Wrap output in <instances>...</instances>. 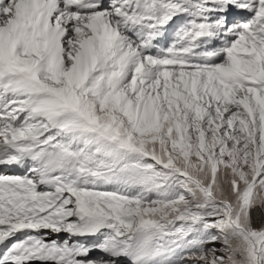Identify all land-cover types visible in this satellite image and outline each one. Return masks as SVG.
<instances>
[{
	"label": "snow or ice",
	"instance_id": "6c2138e0",
	"mask_svg": "<svg viewBox=\"0 0 264 264\" xmlns=\"http://www.w3.org/2000/svg\"><path fill=\"white\" fill-rule=\"evenodd\" d=\"M0 166V264H264V0H0Z\"/></svg>",
	"mask_w": 264,
	"mask_h": 264
},
{
	"label": "clouds",
	"instance_id": "9594fccd",
	"mask_svg": "<svg viewBox=\"0 0 264 264\" xmlns=\"http://www.w3.org/2000/svg\"><path fill=\"white\" fill-rule=\"evenodd\" d=\"M43 233L47 234V240L48 241H51L53 239L63 241L64 239L68 238V234H66V233L57 234V233H52L51 230H43ZM92 255L95 256V255H97V253L93 252ZM30 264H39V262L38 261H32V262H30Z\"/></svg>",
	"mask_w": 264,
	"mask_h": 264
}]
</instances>
